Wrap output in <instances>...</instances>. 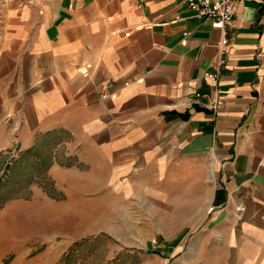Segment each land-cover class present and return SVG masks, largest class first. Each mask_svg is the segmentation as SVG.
I'll list each match as a JSON object with an SVG mask.
<instances>
[{"label":"crops","instance_id":"1","mask_svg":"<svg viewBox=\"0 0 264 264\" xmlns=\"http://www.w3.org/2000/svg\"><path fill=\"white\" fill-rule=\"evenodd\" d=\"M224 36L213 108L205 73ZM14 142L37 174L34 211L15 219L40 217L47 246L32 255L21 230L11 264H65L53 236L90 222L97 237L123 205H162L164 188L188 190L171 203L191 211L171 220L198 230L140 264H264V0H240L223 28L185 0H0V149Z\"/></svg>","mask_w":264,"mask_h":264},{"label":"rangeland","instance_id":"2","mask_svg":"<svg viewBox=\"0 0 264 264\" xmlns=\"http://www.w3.org/2000/svg\"><path fill=\"white\" fill-rule=\"evenodd\" d=\"M17 146L18 142L0 149V264H11L16 255L14 251L19 247L18 232L33 236L32 241L27 247L33 248V254L39 253L46 243L39 242L44 236L45 228L43 220L33 217V214H25L24 220L16 221L15 216L20 211L33 212L34 205L31 201L32 187L34 176L33 171L28 169L25 164V158H22L21 164L17 163ZM24 159V160H23ZM43 187L42 183L39 184ZM39 189V188H38ZM43 191L44 188H41ZM163 204H140L138 201L130 203L128 206L123 205L121 209L126 210L123 218L116 220L100 222L101 232L98 236L89 237L95 230L91 227V223L84 222L83 236L71 240L61 236H53L52 240L56 243L58 249L66 248L63 258L65 264L81 262L82 264H100L105 260H119L126 264H140L141 261H155L154 253L150 244L164 245V243H172L174 246L179 245L181 248L187 244L191 235L198 230L196 225L198 221H172V217L177 214L184 215L191 211L188 205L172 204L178 201V194H186L187 189H171L164 188ZM51 192L53 190L51 189ZM143 194H133V197H142ZM15 199L25 200L23 206L15 205ZM101 201H108V193L101 194ZM112 206H107V209ZM101 208H106V204L101 203ZM155 212H163L164 219L156 220L151 218V214ZM35 218V219H34ZM168 218V219H167ZM179 224V226H178ZM41 225V226H39ZM21 226V227H19ZM147 231V236L145 235ZM38 232L42 233L39 235ZM16 234V235H15ZM160 234L163 237L160 238ZM147 238V239H146ZM161 239V240H160ZM147 240V244H146ZM157 242H156V241ZM164 240V243L163 241ZM127 244L137 245L133 247L131 252H115L111 254L112 246L117 248L126 247ZM126 245V246H125ZM151 246V247H150ZM164 252L163 247L159 248ZM148 256V258L146 257ZM108 257V258H107ZM110 258V259H109Z\"/></svg>","mask_w":264,"mask_h":264},{"label":"built area","instance_id":"3","mask_svg":"<svg viewBox=\"0 0 264 264\" xmlns=\"http://www.w3.org/2000/svg\"><path fill=\"white\" fill-rule=\"evenodd\" d=\"M194 15L199 19H209L214 27L223 28L230 24L238 9L240 0H185ZM187 34V33H185ZM230 40L224 36L218 45V53L214 61V69L205 73V77L213 83V95L211 105L217 108L219 103L218 84L227 63ZM109 96L104 93L103 97ZM197 96H202L197 94Z\"/></svg>","mask_w":264,"mask_h":264}]
</instances>
